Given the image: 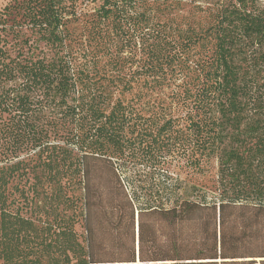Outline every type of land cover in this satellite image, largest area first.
<instances>
[{
    "label": "trees",
    "instance_id": "16d2710c",
    "mask_svg": "<svg viewBox=\"0 0 264 264\" xmlns=\"http://www.w3.org/2000/svg\"><path fill=\"white\" fill-rule=\"evenodd\" d=\"M0 262L264 264V0L0 6Z\"/></svg>",
    "mask_w": 264,
    "mask_h": 264
},
{
    "label": "rangeland",
    "instance_id": "374dc122",
    "mask_svg": "<svg viewBox=\"0 0 264 264\" xmlns=\"http://www.w3.org/2000/svg\"><path fill=\"white\" fill-rule=\"evenodd\" d=\"M8 1L9 0H0V6L5 5ZM135 169H136V171L138 169L143 170V168L140 167V166L135 167ZM132 171L129 174V176L131 177L130 181H132L134 183V185H137V187H140V185H142L141 182L139 181L140 178L136 177L135 176L136 174H134ZM183 176H185V174H183ZM143 179L145 180V178H143ZM168 183L171 184L172 181L169 179ZM153 185L155 186V188H157L156 187V183H154ZM104 199H105V197H104ZM120 204H121V202H120ZM159 204L165 205V206H169L172 203L171 202H166L164 200H160ZM95 207H93V209ZM27 215H29V213ZM79 217H80V220L76 224V229H77L78 233L81 234V237L83 239V237L87 233L86 232V223L87 222L85 221V218H84L83 215L80 214ZM115 219H116L115 215L111 216V214H110L108 216H102L101 217L95 211V209L93 210V213H91L90 217L88 218V223H89V226L92 228V234H93L94 239H95L94 240L95 242H93V243L96 246H102V247H105V248H112L114 246L116 247L117 244L123 243V241L125 240V237L122 235V232H123V226L122 225L118 229L120 234L122 235L121 238H120V241L116 242L115 239L112 238L111 233H115L117 231L114 228V225H113V221H115ZM146 220L150 221L151 219L150 218H146ZM136 237H137V233H136ZM0 264H1V262H0Z\"/></svg>",
    "mask_w": 264,
    "mask_h": 264
}]
</instances>
